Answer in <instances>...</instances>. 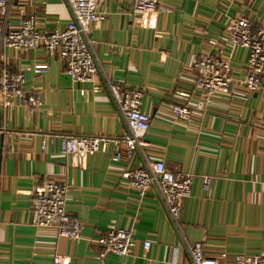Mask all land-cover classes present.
Listing matches in <instances>:
<instances>
[{"label":"crops","instance_id":"obj_1","mask_svg":"<svg viewBox=\"0 0 264 264\" xmlns=\"http://www.w3.org/2000/svg\"><path fill=\"white\" fill-rule=\"evenodd\" d=\"M133 2L98 0L101 18L91 34L102 70L94 82L73 84L59 53L0 46V65L10 71L50 65L45 75L27 74L41 108L31 114L18 105L4 106L0 264H54L55 253L63 264H192L156 192L141 196L122 177L125 169L143 165L138 151L116 162L111 144L90 155L84 167L62 152V134L125 133L104 74L143 91L141 109L151 119L149 157L193 177L180 216L185 238L202 242L206 259L217 264H232L237 254L264 253V82L254 92L242 85L248 52L232 50L226 34L241 15L251 18L254 28L263 26L264 0H161L157 12L145 18L133 14ZM31 14L40 29H64L70 21L65 0H12L0 13V36ZM204 54L231 55L237 80L230 93L218 94L210 104L195 83L194 64ZM175 105H188L190 118L180 120ZM120 149L125 152V144ZM205 177H210L207 188ZM53 180L68 186L67 210L84 220L80 240L35 225L34 191ZM111 228L133 231L129 255L100 257L95 239Z\"/></svg>","mask_w":264,"mask_h":264},{"label":"built area","instance_id":"obj_2","mask_svg":"<svg viewBox=\"0 0 264 264\" xmlns=\"http://www.w3.org/2000/svg\"><path fill=\"white\" fill-rule=\"evenodd\" d=\"M12 0H0V13L6 10ZM70 12V21L64 29H40L35 15L20 18L17 26L9 27L0 36V46L15 50L43 49L48 54L59 53L73 84L94 82L102 70L95 49L92 30L100 21L98 0H65ZM161 0H134L133 14L148 17L156 13ZM226 34L232 50L239 48L248 52L247 70L240 80L249 91L262 88L264 82V25L254 28L253 20L247 16L233 18ZM231 56V55H230ZM201 55L195 62L196 85L203 92L207 104L218 94H228L237 80L232 74L231 57ZM48 62L28 64L18 71H10L6 64L0 65V102L10 106H21L34 114L43 102L39 92L27 86V74L45 75L49 72ZM104 81L114 108L126 125L121 137L62 134L59 136L62 152L72 157L78 167L86 165L87 158L99 151L114 147L112 160L119 162L133 157L138 151L143 165L125 169L121 174L125 183L138 190L141 196L155 191L162 200L175 228L183 237V243L191 257L192 264H217L206 259L202 242L188 241L182 231L180 216L183 200L190 197L193 177L189 173L169 170L162 159H151L148 155L150 142L146 139L150 128V116L141 109L143 91L131 88L104 74ZM239 82V81H238ZM173 113L180 120H188L191 108L175 105ZM125 144L126 153L120 149ZM46 148V145H43ZM210 184V177L204 178V186ZM69 188L58 181H47L34 191L36 212L35 225L39 228L54 229L58 235L74 240L82 239L84 220L67 210ZM101 246L100 257L108 253L118 256L129 255L135 245L134 233L130 229L111 228L106 234L95 239ZM151 241L144 242L148 250ZM63 256L55 253L54 264H63ZM232 264H264L262 254H237Z\"/></svg>","mask_w":264,"mask_h":264},{"label":"water","instance_id":"obj_3","mask_svg":"<svg viewBox=\"0 0 264 264\" xmlns=\"http://www.w3.org/2000/svg\"><path fill=\"white\" fill-rule=\"evenodd\" d=\"M18 0H15L17 3ZM4 112L5 107L4 104L0 103V168H1V160L3 155V142H4V135H3V127H4Z\"/></svg>","mask_w":264,"mask_h":264}]
</instances>
